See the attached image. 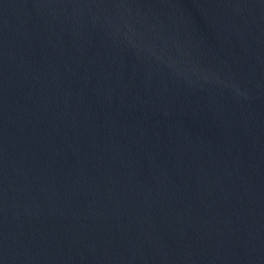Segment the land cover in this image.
Returning <instances> with one entry per match:
<instances>
[{
	"label": "water",
	"instance_id": "95a60500",
	"mask_svg": "<svg viewBox=\"0 0 264 264\" xmlns=\"http://www.w3.org/2000/svg\"><path fill=\"white\" fill-rule=\"evenodd\" d=\"M0 264H264V0H0Z\"/></svg>",
	"mask_w": 264,
	"mask_h": 264
}]
</instances>
